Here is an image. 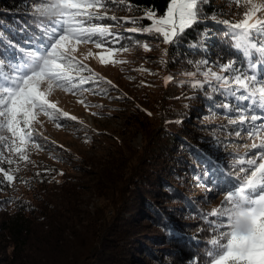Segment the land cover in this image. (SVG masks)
Returning a JSON list of instances; mask_svg holds the SVG:
<instances>
[{
  "label": "trees",
  "instance_id": "obj_1",
  "mask_svg": "<svg viewBox=\"0 0 264 264\" xmlns=\"http://www.w3.org/2000/svg\"><path fill=\"white\" fill-rule=\"evenodd\" d=\"M169 2L128 0L132 11H116L115 15L138 18V26L145 27L151 24L145 12L152 10L162 16ZM202 7L205 15L215 14L217 19L230 22L240 21L245 10L243 0L239 4L235 0H209ZM29 10L25 0H0V56L16 54L8 41L28 47L25 41L40 35L30 23L32 17L26 14ZM94 22L116 23L107 18ZM119 22L123 27L113 31L148 43L151 52L159 50L158 54L145 52L143 57L154 63L151 70L159 72L161 80L168 72L172 74L167 87L159 85L169 95H162L160 105L154 104L158 109L152 117L157 123L146 125L153 118L138 116L140 107L130 115V123L125 126L129 137L123 145H115L105 157L90 162V167H79L84 175L94 178L90 186V182L85 187L79 179L66 177L59 181L38 179L34 170H18L11 185L0 183V264H210L206 249L213 234L201 216L220 205L223 191L236 186L235 177L226 174L231 171L232 157L248 150L233 147L235 136L220 130L235 127L223 114H214L223 113V109H215V103L223 97L212 93L207 85L191 88L192 77L187 74L196 72V68L188 61L206 58L217 72L215 64L233 59L238 67L247 65L223 35L225 27L212 19L186 29L178 46L163 45L162 38L155 35L125 32L135 25L130 20ZM205 30L211 37L208 51L191 48ZM122 43L130 45L131 41ZM151 57L157 59L150 61ZM195 78L203 80L199 74ZM209 95L213 99H208ZM136 134L141 135L142 142L134 148L130 141ZM0 150L4 159L0 166L17 169V156L2 145ZM248 154L252 155L250 151ZM9 158L14 161L11 165L7 163ZM205 168L214 170L211 177H205ZM214 178L227 183L213 190ZM220 196L221 200L212 205V200ZM91 197L97 204L89 209ZM138 205V217L134 218Z\"/></svg>",
  "mask_w": 264,
  "mask_h": 264
},
{
  "label": "snow or ice",
  "instance_id": "obj_2",
  "mask_svg": "<svg viewBox=\"0 0 264 264\" xmlns=\"http://www.w3.org/2000/svg\"><path fill=\"white\" fill-rule=\"evenodd\" d=\"M208 2L170 0L162 16H157L152 10L146 11L145 18L151 24L140 27L138 18L115 15L116 11H132L128 0H25L26 8L30 5L26 14L32 17L30 23L39 29L40 35L26 40L28 47L8 41L16 54L0 56V133L10 134H0V145L18 156L20 161H29L30 149L42 148L35 139L37 132L34 127L40 123L37 118L41 114L50 120L56 119L57 127L63 125L53 113L75 121V116L61 112L57 104L49 99L57 89L73 94L90 92L111 99L108 89L100 87L103 77L79 60L76 53L80 45L92 44L96 49L103 50L96 54V59L105 65L125 63L115 57L129 52L133 46L150 51L148 43L113 31L123 27L120 20H130L135 25L125 28V32L155 35L162 38L165 45L178 46L186 29L212 19L225 27L223 35L230 39L231 47L242 55L247 66L238 67L233 59L215 64L214 67L219 69L217 72L213 66H209L210 61L206 58L189 60L188 63L196 68V72L187 74L192 77L190 86L195 90L207 85L212 93L223 97L221 102L215 103V109H223V113L214 114H223L228 124L235 127L220 130L226 132L227 136L247 137L252 142L244 143L242 147L257 151L251 156L245 151L242 156L232 157L231 171L226 175L234 176L238 183L222 192L223 199L218 207L201 216L213 234L208 241L206 255L210 258V264H264V78L257 71L258 65L264 64V0H243L245 10L238 22L217 19L215 14L205 15L202 5ZM235 2L239 4L241 0ZM110 4L115 7H110ZM110 12L112 14L108 15ZM105 18L116 23L103 25L94 22ZM207 32L205 30L199 43L193 42L190 47L207 52L211 39ZM0 39H3L2 32ZM125 39L130 40L131 44L124 45L122 42ZM92 55L88 53V56ZM197 74L202 75L203 80L196 79ZM169 80L171 77H167L165 83ZM107 83L112 88L116 87L111 81ZM84 85L94 87L86 88ZM208 99H213L212 95ZM90 106L95 105L85 104V108ZM257 139L259 142H256ZM3 162L0 150V165ZM7 163L11 165L14 161L9 158ZM17 171L5 170L0 166V173L3 174L0 183L7 181L11 185ZM212 171L205 168V177H211ZM196 179L200 181L199 176ZM226 183V180L214 178L213 190L220 189ZM201 186H204L203 183ZM245 219L247 230L237 231V225Z\"/></svg>",
  "mask_w": 264,
  "mask_h": 264
},
{
  "label": "rangeland",
  "instance_id": "obj_3",
  "mask_svg": "<svg viewBox=\"0 0 264 264\" xmlns=\"http://www.w3.org/2000/svg\"><path fill=\"white\" fill-rule=\"evenodd\" d=\"M161 43L165 45L162 41ZM162 44L158 47L159 49ZM90 52L92 56H88ZM102 52V49H96L92 44L80 45L76 55L93 72L103 77L100 87L108 89L111 99L93 95L90 92L73 94L61 89L54 91L49 99L57 104L61 112H67L69 116H75L77 119L73 121L59 116L58 113H53V116L58 117V122L63 125V127H57L56 119L50 120L41 114L37 118L40 123L35 124L34 127L37 132L35 139L42 148L41 150L30 149L29 161H20L18 156L16 157V168L20 170L19 172L34 170L38 179L45 177L59 181L66 177L79 179L85 187L90 182V186L94 178L84 175L79 167H90V162L105 157L115 145H123L122 141L129 137L125 126L130 123V115H133L139 107L140 111L137 115L145 120L148 118L152 120L153 113L158 109L154 104L160 105L162 95H169V91H165L166 88L160 89L159 85H168L165 80L167 77L172 79V74L168 72L161 80L162 75L151 70L154 63L144 59L145 51L142 49L131 48L129 52L120 53L115 57L126 61L125 63L105 65H101L96 59V54ZM158 52L157 49L156 52L147 51L146 53L158 54ZM86 56L87 59H85ZM156 59V57H151L149 60L155 61ZM261 67L262 71L259 73L261 78H264V64ZM107 81H111L116 87L112 88ZM84 87L92 88L94 85ZM81 100L84 103H80ZM140 101L144 104L140 105ZM85 104L95 106L85 108ZM93 113H98V115H93ZM145 123L153 126L157 120L153 118V121ZM234 139L233 147L235 148L252 142L247 137L243 139L234 137ZM141 142L142 138L139 134H136L130 141L134 148L140 147ZM256 142H259L258 139ZM248 151L253 155L257 150ZM73 179L71 180L74 181ZM221 198L220 196L212 200V205H216ZM95 199L91 197L88 204L89 209L97 204ZM138 209L139 205L133 213L134 218L138 217ZM132 252L135 250L132 249Z\"/></svg>",
  "mask_w": 264,
  "mask_h": 264
},
{
  "label": "clouds",
  "instance_id": "obj_4",
  "mask_svg": "<svg viewBox=\"0 0 264 264\" xmlns=\"http://www.w3.org/2000/svg\"><path fill=\"white\" fill-rule=\"evenodd\" d=\"M247 227H248V225H247V221L245 219V220L239 222L236 230L237 231H246Z\"/></svg>",
  "mask_w": 264,
  "mask_h": 264
}]
</instances>
